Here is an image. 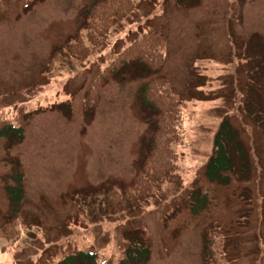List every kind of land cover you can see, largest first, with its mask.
<instances>
[{
    "label": "rangeland",
    "instance_id": "1",
    "mask_svg": "<svg viewBox=\"0 0 264 264\" xmlns=\"http://www.w3.org/2000/svg\"><path fill=\"white\" fill-rule=\"evenodd\" d=\"M95 0H0V112L16 114L23 138H0V224L9 215L6 180L18 160L24 198L20 235L0 238V264H56L93 245L103 264L144 241L143 264H204L202 238L211 226L226 238L228 264H264V0H135L130 14L82 60L54 50L79 32ZM147 29L165 39L156 72L119 71L96 107L85 93L97 74ZM164 77L185 103L177 167L149 198L109 215L100 199L134 175L153 114L139 88ZM226 119L244 143L249 171L227 184L204 165ZM8 181V182H6ZM207 196V204L194 199Z\"/></svg>",
    "mask_w": 264,
    "mask_h": 264
},
{
    "label": "trees",
    "instance_id": "2",
    "mask_svg": "<svg viewBox=\"0 0 264 264\" xmlns=\"http://www.w3.org/2000/svg\"><path fill=\"white\" fill-rule=\"evenodd\" d=\"M135 0H95L82 13L84 34L77 32L71 41L54 50L47 60L46 68L53 67L61 57L82 60L102 45L122 19L132 12ZM166 43L156 29H147L122 49L102 69L86 89L85 106L93 110L102 86L115 75L129 68L131 71H158L165 59ZM139 96L143 106L153 114L152 130L146 142V150L139 159L132 178L120 188L108 185L101 191L100 199L109 215L118 214L131 204L150 197L154 188L166 181L177 167L176 146L183 142L185 103L173 92L164 77H153L141 85ZM0 138L12 145L23 138L22 127L16 114L0 112ZM14 162L6 180L15 181L7 186L9 215L0 224V238L14 241L21 233L18 229L19 212L24 198L23 174L18 160ZM249 171L248 155L244 143L231 123L223 119L213 138L212 153L204 165V175L212 182L227 184L231 176L240 179ZM6 181V182H8ZM207 204V196L199 190L193 196ZM226 238L218 226H211L202 238L204 264H228ZM150 248L144 241L131 242L124 249L119 264H143L149 259ZM104 258L93 245L85 250L68 254L56 264H103Z\"/></svg>",
    "mask_w": 264,
    "mask_h": 264
}]
</instances>
